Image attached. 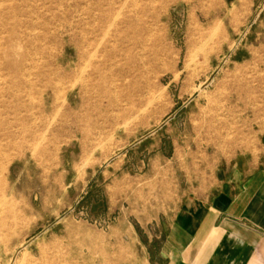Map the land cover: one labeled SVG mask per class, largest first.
Returning a JSON list of instances; mask_svg holds the SVG:
<instances>
[{
    "label": "rangeland",
    "instance_id": "rangeland-1",
    "mask_svg": "<svg viewBox=\"0 0 264 264\" xmlns=\"http://www.w3.org/2000/svg\"><path fill=\"white\" fill-rule=\"evenodd\" d=\"M15 21L59 71L17 102ZM263 143L264 0H0V264H155L141 204Z\"/></svg>",
    "mask_w": 264,
    "mask_h": 264
},
{
    "label": "crops",
    "instance_id": "crops-1",
    "mask_svg": "<svg viewBox=\"0 0 264 264\" xmlns=\"http://www.w3.org/2000/svg\"><path fill=\"white\" fill-rule=\"evenodd\" d=\"M127 187L114 194L118 204L127 203L129 193L148 192L144 185ZM161 193L156 201L135 203L142 217L166 231L155 264H264V143L189 169Z\"/></svg>",
    "mask_w": 264,
    "mask_h": 264
},
{
    "label": "bare ground",
    "instance_id": "bare-ground-1",
    "mask_svg": "<svg viewBox=\"0 0 264 264\" xmlns=\"http://www.w3.org/2000/svg\"><path fill=\"white\" fill-rule=\"evenodd\" d=\"M19 28H20L19 22L15 21L11 29V37H10V42H9V47H8L9 48L8 49V58H9L8 71L10 73L11 98L14 100V102H17L19 99H22L23 96H26L27 94L32 93V91H34V89L37 88L40 84L42 85L44 84V86H40L44 88L43 90L41 89L40 95H43L45 92L48 91V89H56L57 87L56 79L59 77L58 75L59 71L48 70L47 68H42L38 62H34L32 65V68H28V69L22 68V63L23 61H27L29 57V52L23 51L22 53V50H24V47L22 46L21 42L25 44L26 37L23 35V33L20 31ZM31 30L32 31L35 30L34 25H33V28H31ZM135 34H136L135 39L132 44L135 47L144 46L145 41L140 37V30L137 27L135 28ZM34 39L33 41H35V43L40 41L38 37H35ZM74 86H76V84ZM13 138L16 139L17 136H13Z\"/></svg>",
    "mask_w": 264,
    "mask_h": 264
}]
</instances>
